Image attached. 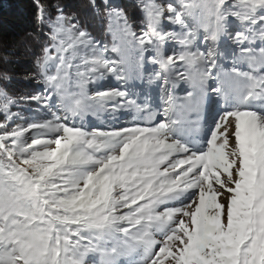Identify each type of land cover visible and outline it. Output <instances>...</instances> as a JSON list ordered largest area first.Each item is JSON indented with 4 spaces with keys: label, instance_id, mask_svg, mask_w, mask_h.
Wrapping results in <instances>:
<instances>
[{
    "label": "snow or ice",
    "instance_id": "snow-or-ice-1",
    "mask_svg": "<svg viewBox=\"0 0 264 264\" xmlns=\"http://www.w3.org/2000/svg\"><path fill=\"white\" fill-rule=\"evenodd\" d=\"M31 3L0 264H264V0Z\"/></svg>",
    "mask_w": 264,
    "mask_h": 264
},
{
    "label": "trees",
    "instance_id": "trees-1",
    "mask_svg": "<svg viewBox=\"0 0 264 264\" xmlns=\"http://www.w3.org/2000/svg\"><path fill=\"white\" fill-rule=\"evenodd\" d=\"M55 3L56 0H50ZM71 6H79L83 0H62ZM129 4V11L133 0H124ZM31 0H0V43L7 46V50L0 48V58L8 57V68L16 77L15 87L23 94L29 91L26 78L33 71V52L37 50L38 40L29 38L34 33L36 24ZM94 27H98L93 24ZM2 64V60H0Z\"/></svg>",
    "mask_w": 264,
    "mask_h": 264
}]
</instances>
